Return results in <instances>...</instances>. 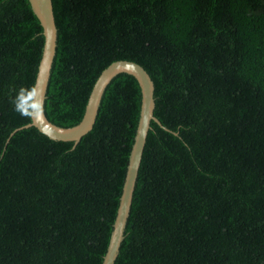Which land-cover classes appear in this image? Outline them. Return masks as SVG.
I'll return each instance as SVG.
<instances>
[{"label":"trees","instance_id":"1","mask_svg":"<svg viewBox=\"0 0 264 264\" xmlns=\"http://www.w3.org/2000/svg\"><path fill=\"white\" fill-rule=\"evenodd\" d=\"M45 116L67 126L113 59L153 83L112 264H264V0H51ZM41 25L0 0V264H100L138 118L135 77L106 84L76 141L13 110L33 85Z\"/></svg>","mask_w":264,"mask_h":264},{"label":"water","instance_id":"2","mask_svg":"<svg viewBox=\"0 0 264 264\" xmlns=\"http://www.w3.org/2000/svg\"><path fill=\"white\" fill-rule=\"evenodd\" d=\"M29 5L41 25L43 36L40 57L34 75L33 85L42 92L43 100L49 76V69L55 50L56 26L54 23L51 0H28ZM132 74L140 91L138 118L133 134L132 143L128 152L125 173L118 197L112 227L108 242L102 255L100 264H112L117 253L119 242L122 238V229L128 214L133 184L140 160L141 150L150 120L163 126L153 115V83L148 72L138 62L125 58L113 59L101 68L95 77L80 119L74 124L62 126L50 121L44 110L38 112L34 118L23 126L34 125L39 131L54 139L76 141L83 133L90 129L100 102L102 92L108 81L118 72Z\"/></svg>","mask_w":264,"mask_h":264},{"label":"clouds","instance_id":"3","mask_svg":"<svg viewBox=\"0 0 264 264\" xmlns=\"http://www.w3.org/2000/svg\"><path fill=\"white\" fill-rule=\"evenodd\" d=\"M15 95L11 97L13 110L23 117L34 118L42 111L43 94L35 85H22L18 90H13Z\"/></svg>","mask_w":264,"mask_h":264}]
</instances>
